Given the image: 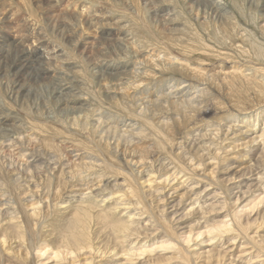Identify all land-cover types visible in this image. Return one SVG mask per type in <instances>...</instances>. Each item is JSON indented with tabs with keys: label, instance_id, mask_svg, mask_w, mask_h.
I'll list each match as a JSON object with an SVG mask.
<instances>
[{
	"label": "bare ground",
	"instance_id": "6f19581e",
	"mask_svg": "<svg viewBox=\"0 0 264 264\" xmlns=\"http://www.w3.org/2000/svg\"><path fill=\"white\" fill-rule=\"evenodd\" d=\"M188 1L119 2L93 63L65 22L50 47L0 33L16 106L48 87L21 117L0 102V264H264V195L243 209L264 194V21Z\"/></svg>",
	"mask_w": 264,
	"mask_h": 264
},
{
	"label": "rangeland",
	"instance_id": "374dc122",
	"mask_svg": "<svg viewBox=\"0 0 264 264\" xmlns=\"http://www.w3.org/2000/svg\"><path fill=\"white\" fill-rule=\"evenodd\" d=\"M27 0H0V29L4 36L9 41H16L20 39H24L27 35L34 36L37 31H44L42 32L43 40L35 38L30 39L27 42V46L29 45L30 48L39 46L40 43H44L46 46L55 44L56 41L60 40L57 30V23L65 22L68 23V28L66 29L70 33H74L76 37L80 40L76 43H79V46L73 47L74 43L71 41L64 40V47H66L68 54H78L79 58H83L84 60L87 59L90 63L97 61V59L102 56L103 53H107L108 47L104 42H102L101 34L105 33L104 30H109L110 28L116 27V20L123 16L125 13L121 12H114V14H110L112 12L106 11H128L124 10L123 6L119 7V2L127 3L129 0H61L64 2V5L58 7L56 10L53 8L48 7V5L41 0H29V3L26 2ZM143 0H134L142 6ZM163 7L170 8V9H185V11L190 8V3L188 0H162ZM226 7V9L230 12L229 16H232L239 24L254 29V26L263 23L264 21V0H217ZM186 4V5H185ZM30 5V7H28ZM178 6V8H177ZM185 6V8H184ZM119 7V8H115ZM172 7V8H171ZM176 7V8H175ZM187 7V9H186ZM31 10V11H30ZM189 12V9L187 10ZM186 11V13H187ZM130 12V11H129ZM196 9L193 11L192 15L189 16L193 21H197L198 14ZM101 13H107L106 15H112L113 17H101L98 16ZM164 15V23H169V19L171 15H166V12H162ZM204 15L200 11L199 20L201 22L205 21ZM9 17V18H8ZM10 19V22H4L5 19ZM213 19V17H210ZM97 19H103L102 21ZM97 21V23H96ZM81 22V23H80ZM141 24V21H139ZM56 23V27L53 29V24ZM117 23V22H116ZM171 24V23H169ZM165 25L167 28H170L171 25ZM163 27V25H158V27ZM54 30V31H53ZM117 30V29H115ZM259 34V32L257 33ZM37 35V34H36ZM58 35V36H57ZM260 36V35H259ZM122 37L124 35L122 34ZM261 39V38H260ZM45 40V41H44ZM44 41V42H43ZM50 43V45L48 43ZM63 42V40H61ZM29 43V44H28ZM103 44V45H102ZM71 46V47H70ZM102 46V47H101ZM107 49V50H106ZM75 50V51H74ZM115 55V54H114ZM194 59L201 57L197 53L192 55ZM208 60L207 58H205ZM58 69L64 67L63 63L61 62H54ZM13 72L11 74H4L0 70V102L4 103L6 107L11 110V116H18L21 117L25 115V113L30 112V109H33L35 105L41 101L43 96L47 94L48 87L46 84H41L36 88V91L31 92V96L29 98V102L27 105L22 108L20 106H16V102L9 96L8 88L12 85V79L14 78ZM5 77V78H4ZM4 80V81H3ZM9 85V86H8ZM211 109L208 108V111ZM264 194L258 195L253 202L249 204L248 207H244L243 209H250L253 204L257 201L258 198L262 197ZM250 207V208H249ZM262 208V206H261ZM216 219L219 220L220 215H216ZM214 219V220H216ZM185 236V235H184ZM203 240H206L204 238ZM211 240H207L204 244H200L198 246L195 245V249L199 251L206 250L210 248L206 246ZM168 242V241H167ZM158 241L154 245L151 246L152 249H155L157 255H166L169 257L171 255L172 250L165 249V246L160 245L161 243H167ZM215 247V246H214ZM40 254L44 252L41 250L42 248H36ZM162 249V250H160ZM164 251H167L165 254ZM170 252V253H169ZM236 252V251H235ZM31 253H34V247L31 250ZM52 253V251H49ZM53 255L49 259L47 255L43 256L42 264H51ZM199 264H207V262H198Z\"/></svg>",
	"mask_w": 264,
	"mask_h": 264
}]
</instances>
